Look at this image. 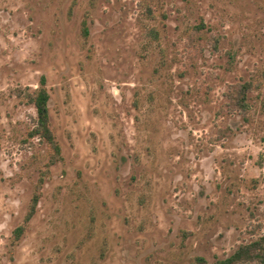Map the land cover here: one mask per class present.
<instances>
[{
    "label": "rangeland",
    "instance_id": "374dc122",
    "mask_svg": "<svg viewBox=\"0 0 264 264\" xmlns=\"http://www.w3.org/2000/svg\"><path fill=\"white\" fill-rule=\"evenodd\" d=\"M261 236L264 0H0V264H218Z\"/></svg>",
    "mask_w": 264,
    "mask_h": 264
},
{
    "label": "trees",
    "instance_id": "16d2710c",
    "mask_svg": "<svg viewBox=\"0 0 264 264\" xmlns=\"http://www.w3.org/2000/svg\"><path fill=\"white\" fill-rule=\"evenodd\" d=\"M29 100L34 104L38 119L37 125L32 131L33 136H39L51 143L57 154H60V144L50 128L49 100L50 95L45 86L44 78H41V87L33 94H30ZM38 197L35 196L33 204L27 215L29 219L33 214ZM264 264V236L254 239L250 242L241 244L231 255L221 259L218 264Z\"/></svg>",
    "mask_w": 264,
    "mask_h": 264
}]
</instances>
